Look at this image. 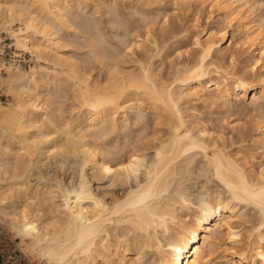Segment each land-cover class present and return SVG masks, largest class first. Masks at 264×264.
Returning <instances> with one entry per match:
<instances>
[{
    "label": "bare ground",
    "instance_id": "6f19581e",
    "mask_svg": "<svg viewBox=\"0 0 264 264\" xmlns=\"http://www.w3.org/2000/svg\"><path fill=\"white\" fill-rule=\"evenodd\" d=\"M259 1L256 2L259 3ZM211 2L225 13V18L236 20L234 28L240 33V37L226 36L227 32L222 27L206 29L203 39L197 34L192 35V44L198 48L196 58L188 62V65H185L172 81L166 83L168 80L165 81L163 77L154 75L150 68L152 63L150 66H143L140 62L142 65L140 64L141 68L137 69L139 72L137 70L134 72L132 68L133 71L125 70L124 66L121 67L122 63L119 67L118 62L116 63L118 65L106 66L104 75L100 76L97 75V71V76H95L85 70L83 63H77L76 58H73L75 47L64 35L75 33L71 29L74 28L73 21L71 22L72 10L80 8L82 0L0 1V26H8L11 22H17L19 26L14 34L15 43L18 47L29 51L34 57V63L28 69L10 68L0 80V87H5L11 95L14 92L15 96V100L11 103L4 104L0 101V217L8 219V226L22 242L26 238L29 240V243L25 245H31L37 249V254L42 259L40 264H128L127 260L136 259L145 247H151L155 251L154 257L152 256L153 258L146 264H210V255L213 249L218 247L217 241L220 236L229 244L224 249L226 264H264V206H262L264 205V168L254 169L252 164H247L248 161L242 162L243 160L236 157L237 155L232 156L230 150L228 153L222 145L216 142L221 132L219 126L212 124L209 127L207 124V127L205 123L208 121L203 123L204 125H201L199 120L198 124L192 123L189 117L188 120L185 118L186 116L182 114L184 110L182 112L180 107L187 99H201L205 102L209 100L210 104L219 99L228 109L232 99L240 97L244 99L250 93L253 102L256 103L260 99L261 101L258 102L264 103V33L257 25L258 21L255 16L249 19L246 11L239 13L241 6L248 4V0H211ZM237 2L238 5H235ZM112 4H114L113 0H98L93 4L95 7L93 15L102 17V15L110 14L112 9L109 11V7ZM252 5H248L249 10ZM104 7L108 10L103 11ZM90 10L92 11V8ZM115 13L117 17L120 16L119 12ZM115 13L112 14L115 15ZM75 14H77L76 11ZM147 16L143 17L147 18ZM88 19L87 17L86 20ZM258 20L263 19L261 17ZM87 23L84 27L88 26ZM96 24L97 22L94 25ZM131 25L133 24H130V28ZM133 28L134 32L138 29ZM91 31L88 32L91 33ZM148 31L145 33L149 36ZM140 38L135 40L137 45L141 43ZM226 39L232 48L228 56L230 60H237L242 55L244 57L245 64H242V73H246V69L252 72L259 70L253 80H248L246 74L238 75L235 71L222 74L221 67L214 64L213 61L217 58V54L224 51L223 42ZM256 39L259 40H257L258 43L260 42L257 45ZM93 44L96 45V43ZM93 44L91 47H95ZM97 48L95 50L92 48L96 52L95 56L99 54L100 56L97 57L102 58L103 55L108 54L107 49L98 48L99 51ZM225 54L224 56L228 55ZM90 58L92 59V56ZM101 58L96 59L100 69L106 65L105 61H112L107 57L105 58L108 60L103 57L101 61ZM216 60L218 61V58ZM138 62L139 60L137 61L139 66ZM212 66L217 69L216 77L206 78ZM56 88H61V92L59 90L61 94H69L66 92L69 91L70 98L84 108L85 116L82 114V117L75 116L80 117L78 122L82 124L81 135L72 134L68 128L71 124L67 122L63 123L64 126L61 129L63 124L59 126L54 121L55 125L52 121L51 116L53 117L56 110L52 105L56 102V98L62 97V95L57 96L58 91L56 90L58 89ZM222 105L221 108H223ZM51 106L53 112H51ZM142 107L152 113V130L153 133H158L149 142L153 150L149 163L145 164L146 160L142 150L136 147L125 153L120 144L119 149L116 146L117 149L113 151L111 148L101 149L104 154L101 155L102 152H99L101 157H98V146H94V141L91 143L90 139L96 138L97 135L108 137V134L116 133L120 122L128 123V120H132L135 121L134 124L139 123L144 116L140 110L143 109ZM44 123L48 125V128L52 127L56 134L58 130L64 134V144L61 143L59 146H57L58 143L55 144L53 140L55 138L51 136L54 130L51 129L53 132L50 129L42 130ZM254 126H257V122ZM144 127L146 128V123ZM260 127H258L259 135H257L259 138L255 143L262 152L264 130ZM44 128L48 129L47 126ZM230 128L236 129L234 126ZM73 131L77 132V129ZM83 131L85 134L82 133ZM212 133H215L216 139L212 137ZM247 133V129L238 127L235 136L231 135L229 140L233 143L243 141L245 137H248ZM83 135L92 137L86 139ZM110 138L111 136L107 139ZM101 143H103L102 140ZM101 143L104 149L106 143L105 145ZM122 143L124 144V141ZM126 146L125 149L128 147ZM74 147L77 148L74 149ZM72 153L81 155L80 169L88 163L91 168L99 169L106 177L113 179L120 177L123 181H126L131 174H136L140 167L144 166V181L129 188L121 198L111 199L110 202H105L103 198L92 193L90 185L88 186V182L84 181L82 170L79 171L78 182L70 188L62 187V185L61 188L57 182H55L56 185L49 182L47 186L45 185L46 187L43 186L44 189L26 183L27 174L33 162L39 160L38 157L49 158L51 154H64L66 157L65 154ZM262 162L264 163V159ZM192 170H198V173L200 171L204 173V176L208 175L217 182L219 181L225 189V193H222L225 195L222 196L219 191L210 193L202 189L195 199V207L190 209L192 201L182 182L191 179L189 177ZM18 194L21 200L16 204L12 198L18 197ZM239 204L251 205L259 213L258 224L254 225L252 232L245 240L240 236V229L238 230V225L236 226L237 222L233 221L239 216L244 221L245 216L236 211ZM183 209L191 210L187 213L188 217L185 215L184 220L178 216L179 211ZM119 228H121V234H119ZM158 232L165 234L164 243L156 237ZM243 241L246 242L243 243ZM127 257V263H125L124 260ZM131 262L137 264V262L133 263L132 259Z\"/></svg>",
    "mask_w": 264,
    "mask_h": 264
},
{
    "label": "rangeland",
    "instance_id": "374dc122",
    "mask_svg": "<svg viewBox=\"0 0 264 264\" xmlns=\"http://www.w3.org/2000/svg\"><path fill=\"white\" fill-rule=\"evenodd\" d=\"M0 1H2V0H0ZM113 1H114V4H112V6L110 5L111 7H109V11L112 9L111 10L112 12L110 13L111 16L107 12L109 15L108 14L104 15V16H106L104 18L103 15H102V17L99 15L96 16V14L93 15V11L95 9L93 4L95 2H98V0H95V1L94 0H89V1L88 0H84V1L82 0V3H81L82 5H80V8L77 7L78 9L75 8L74 10H72L73 16H71L72 17L71 22L73 21L72 23L74 25V28H71V29H73L75 31V33L73 35H69V34L64 35V37L67 40H69L71 42V44H73L75 47V50L73 51L75 56H73V58L74 57L76 58L77 63H79V64L83 63L82 64L83 68H85V70L90 71L91 74H93L95 76L104 75L103 73H105V71H106L105 67L106 66L110 67L109 65H111V64H113V65L119 64V67H120V65L122 63L121 67L124 66L123 68L125 70L129 71L132 68V69H134V72H136V70L138 68L139 69L141 68L142 64H143V66H146V65L150 66V64L152 63L150 68L153 71L154 75L156 74L155 76L158 75L157 77H161V78L163 77L164 80L166 79L165 81L168 80L166 83H169L170 81H172L174 79V77L176 76V74L179 73V71L181 72L182 68L185 65H188V62H190L191 60H193L197 56L198 48L192 44V40H193L192 35L197 34L201 39H203L205 37L206 29H209V28L216 29L218 27L219 28L222 27L227 32L226 36L234 35L233 36L234 38H237L238 36L240 37V33H238V31L236 32L235 28H234L236 26V20L230 19V18L229 19L225 18L226 17L225 13H223V11L219 7H217V5L215 7V4L213 5L211 0H183L182 2H181V0H150V1H148V0L147 1L146 0H140L139 1L138 0V2L136 0H113ZM133 1H135V2H133ZM142 1H144V2H142ZM185 1H186V3H185ZM253 1L248 0V4L245 3L246 5L241 6L242 8L240 7L241 10L239 9V13H242V11L243 12L246 11L247 14L249 15V17H248L249 19L255 16V18L258 21L257 25L260 26L259 28L264 33V17H263V15H264V0L263 1L262 0H260V1L259 0H253ZM256 1H259V3H257ZM83 2L85 3V5ZM254 3L255 4L257 3V4L255 5ZM118 4H120L121 6ZM86 5L89 8L85 7ZM91 5H93V6H91ZM140 5H143V6H140ZM235 5H238V2L235 3ZM248 5L249 6L252 5V8H251L252 11L249 10ZM253 6H254V8H253ZM143 7H144V9H143ZM259 7H261V8H259ZM91 8H92V11L90 10ZM118 8H120V9H118ZM107 10L108 9L105 8V10H103V11H107ZM75 11L77 14H75ZM79 11H80V13H79ZM90 12H92L91 15H90ZM113 12L114 13L119 12L118 14H120V16L118 15V17H117L116 13H115V15L112 14ZM133 12H135V13H133ZM138 12H139V14H138ZM147 13L148 14L150 13V14L148 15ZM154 14H156V15H154ZM89 16H91V17H89ZM94 16L96 18L98 17L99 19L94 18ZM143 16H147V18H145ZM82 17L84 19H82ZM87 17L89 18L88 20L90 21V23L88 20H86ZM110 17H111V19H110ZM261 17L263 20H258V19H261ZM73 18H75V19H73ZM149 18L151 20H149ZM154 18H155V20H154ZM102 19H103V21L101 22ZM107 19H108V21H107ZM114 19H115V21H114ZM94 20L95 21L97 20L96 26L94 25L96 23ZM110 20H112L115 23L111 22ZM141 20H143V21H141ZM84 22L85 23L88 22L87 24H88V26L90 24V26L84 27V25H85ZM123 22H125V23H123ZM112 23L115 26H113ZM130 24H133V25H131V28L133 30L130 28ZM116 25H118V26L116 27ZM147 25L149 27H147ZM139 26H141V27H139ZM133 27H137L139 30L135 29V32H134ZM144 27L147 28V30H149L148 33H149L150 38L148 35H146L145 31L147 32V30ZM84 28H86V29H84ZM113 28H114V30H113ZM91 30H93V31H91ZM98 30H99V32H98ZM88 31L89 32L91 31V33H89ZM93 33L96 34V35H93V36H97V37H95L96 39L100 38V39H97L98 41L91 35ZM172 33L174 35H172ZM98 34H99V37H98ZM85 38L87 39V41H85L86 43L84 42V40H86ZM92 38H93V40H92ZM138 38L141 39L140 45H137V43L135 42V40ZM94 40H95V42H94ZM257 40L258 39H256V42H255L256 45L258 43ZM99 41L101 43H103V42L104 43L101 44ZM92 42L96 43V45L93 44ZM154 42L156 45L154 44ZM92 44L95 45V47H91ZM80 46H81V48H80ZM96 46H98V48L100 50L107 49L106 51L108 53L107 54L108 56L103 55V57L106 60H108L107 58L112 60L111 62L105 61L104 64H106V65L103 67L105 70L103 68H102L103 69L102 70L98 67L99 63H97V61L100 60L101 57L100 58L97 57V56H100L99 54L97 56L94 55V53H96L94 51L97 48ZM101 46L104 47V49ZM105 46H107V47L109 46V47L105 48ZM223 46H224V49H223L224 51L222 52L223 54L222 53L217 54L218 61H219V59H220V61L218 62L216 60L217 58L215 59L216 61L215 60L213 61L214 64H217L221 67V73L223 74L224 72L228 73V71L229 72L235 71L236 74H238V75H240V74L245 75L246 74L245 76L247 77L248 80H250V79L253 80V78H255L257 76L256 73L257 74L259 73L258 72L259 70L256 69L254 72H252V71H248V69H246L247 70L246 73L245 72L242 73L241 72L242 66L245 64L243 62V59H244L243 55L241 54L242 57L239 56V58H237V60H230V58L228 56H229V53L232 51V48H231V46L228 45L227 39L224 40ZM109 48H110V50H108ZM90 49H92V50H90ZM117 50H119L121 53L118 52ZM122 53H124V54H122ZM224 54L225 55L228 54V55L224 56ZM80 55H82V56H80ZM221 55H223L222 58L224 57L223 58L224 60H222ZM86 56H88V57H86ZM91 56H92V59L90 58ZM110 56H112V57H110ZM105 57H107V58H105ZM119 57H121V58H119ZM146 57H147V59H146ZM87 58H88V60H87ZM102 58H101V61H102ZM143 58H144V60H143ZM32 59H34V57H32ZM96 59H98V60H96ZM104 59H103V62H104ZM123 59H124V61H122ZM136 59H137V61L139 60L138 63H139L140 67L137 64ZM238 59H240V60H238ZM131 60H133V61H131ZM231 62H232V64H230ZM33 63L34 62L32 60L29 67L31 65H33ZM116 63H118V64H116ZM97 67H98V69H97ZM116 67H118V66H116ZM214 68L215 67H213V66L211 67V69L209 68V71L211 73L209 72L206 75V78L211 77V76L216 77L215 73H216L217 69L215 68V70H214ZM20 69L25 70V69H28V67L27 68H20ZM132 69H131V71H133ZM138 70H137V72H139ZM96 71L98 73L97 75H96ZM100 71L102 74L100 73ZM56 89H58V88H56ZM59 90L61 92V88H59L56 91H58V93H59ZM54 91L55 90H53V92ZM7 92H9L8 98H6V99L0 98V101H2L4 104L11 103L15 100V96L13 95L14 92L12 93V95L10 94L11 93L10 91L7 90ZM66 92H68L70 94L69 91H66ZM58 93H57V96L62 95L63 98L62 97L56 98V96H55L56 102L52 106H53V109L56 108V110L54 109L55 112L53 113V117L51 116V119L53 118L52 121L53 122L55 121L56 124H58L59 126H61V124H63L64 122H67V123L71 124L70 127H68V128H70V131H72V134L73 133H74V135L77 134L75 136L81 135L82 124H80V121L78 122V120H80L79 119L80 117L86 115L85 110L83 111L84 108H82L79 103H76L77 101L75 102V100L70 98L71 94L69 95L67 93L66 94H64V93L58 94ZM57 99H59V100H57ZM237 99H232L231 105L228 106L229 107L228 109H227V106L224 107V105H222V100H219V99L216 100L215 102L213 101V103L211 102V104H210L209 100H208V102L206 101L207 102L206 103L203 100L201 101V99H198V100L189 99L191 101H189L187 99V101L185 100L181 104L183 107L182 106H180V107L182 109V112L184 110V112L182 114H184L186 116L185 118L187 120L189 117V120H192V123H194V122L197 123L199 120V122L202 123L201 125H204L203 123L208 121L207 123H205L207 127H208L207 124H209V127H210V125L212 126V124L219 126L221 132L219 131L220 134H218V135L220 138H223L222 140H224V141H222L221 139L219 140L218 139L219 137L217 138L215 135V133L217 134V132H215V133H212V137H214L215 139L217 138L216 140H218V141H216V142L219 143L220 145H222V147L225 148V150L228 153L230 150L231 151L230 153L232 154V156H233V154H234V157H235V155H237L236 157H239L241 161L243 160L242 162H244V160L248 161L247 164L248 165L252 164L254 169H259V168L262 169V168H264V165H263L264 163L262 162L264 159L263 158L264 157V152H263L264 149L261 152V149L257 148V144L255 143V141L259 138V136H257V135H259V130H258L259 128L258 127L261 126L260 128L264 130V127H263L264 126L263 125V122H264V120H263L264 119V110H263L264 106L263 105H264V103L261 102V104H260L259 103L261 101L260 99H258L259 102L258 101H256V103L253 102V100L251 99V93L248 94L246 97H244V99H243V97L242 98L240 97ZM217 102H219V103H217ZM218 104H219V106H218ZM259 104H260L261 108H260ZM221 105L223 106V108H221ZM52 106H51V110H52L51 112H53ZM57 108H59L58 111H57ZM142 108L143 109H140V110H141V114H143L144 116H142V119L139 123L137 122L136 124H134L135 121L133 122L132 120H128L127 121L128 123H122V122L119 123L120 126H119L118 130H116V133H118V134L114 133L118 137L115 136L112 132H111L112 135L111 134H108L109 136L106 135L108 137H105L102 135H100V136L97 135L98 136L97 137L95 135L96 138L93 136L94 137L93 139L91 138L92 136H86L87 133H86V135H83L86 137V139H88V137H90L91 138L90 142L92 143L94 141L93 145L94 146L96 145L98 147L101 143V140L103 141V143H101L103 145H105V143L108 141L106 143V146H104L105 147L104 149H103L102 145H100V148L97 147V149H98L97 156L98 157H101V155L104 154V152L101 151V149L105 150V149L111 148L113 151V150L117 149L118 146L121 145V147H123V151L125 150V153L127 151L130 152V150H132L131 148L135 149L136 147H137V149H140V151L142 150L141 152L144 153L145 160H146L145 164L149 163L150 158L153 154V150L150 148L149 142L153 138V136L155 134L157 135L158 133H153V130H152L153 129V126H152L153 115H152V113L147 112L144 109V107H142ZM81 114H82V116H81ZM214 114H215V116H214ZM189 115L191 116V118ZM222 115H225V116H222ZM75 116H80V117H75ZM75 118H77V120ZM209 119L212 120L213 122H211ZM257 119H258V121H257ZM259 119H261V120H259ZM68 120H71L70 121L71 123ZM216 120H218L219 123H218V121L216 122ZM223 120L225 123L223 122ZM142 121H144V122H142ZM202 121H204V122H202ZM55 122H54V124H55ZM256 122H257V126H254V125H256ZM259 122L262 124H260ZM142 123L144 124V126L146 123V128L143 126ZM147 123H148V125H147ZM192 123L190 125H192ZM196 123H195V125L198 124V123L197 124ZM44 125H45V123H44ZM195 125H193V126H195ZM237 125L239 128L244 127L245 129H247L248 137L247 138L245 137V140H243V141H238L239 143L237 141L233 143L229 140V137L231 135L235 136L236 130L238 128ZM243 125H246V126H243ZM46 126L48 128L47 124L44 127H46ZM63 126H64V124L62 125L61 129H63ZM231 126L236 127V129H234V128L231 129L230 128ZM44 127H41V128H43L42 130L47 131L49 129L50 130L53 129L50 126H49L50 128H48V129H46ZM142 127H144V128H142ZM156 127H159V126H156ZM254 128H256V129H254ZM74 129L75 130L77 129V132L73 131ZM60 132L61 131L58 130L57 134H56V132L54 130V132H53L54 134L51 133V136L55 138V139H53V140H55L54 141L55 144L58 143L57 146H59L61 143L64 144L63 138L65 140V137H63L64 134L62 132L61 133ZM79 132H80V134H78ZM113 132H115V131H113ZM58 133H59V135H58ZM82 133L85 134V131H83ZM253 133H255V134H253ZM56 135H58V136H56ZM113 135H114V137H113ZM110 136L112 139L111 138L107 139ZM99 137H101V138H99ZM116 137H117V139H116ZM56 138H57V140H56ZM97 138H99V139L97 140ZM105 138L107 141L103 140ZM114 140H116V141H114ZM109 141H110V143H109ZM123 141H124L125 145L122 143ZM112 142H113V144H112ZM141 144L143 145V147ZM107 145H109V146H107ZM126 145L128 147H130V149ZM125 146L128 148V150H126L127 148L126 149L124 148ZM226 146H228V147H226ZM76 148L77 147H74V149H76ZM94 149L97 151V149L95 147H94ZM118 149H119V147H118ZM99 152H102V154ZM128 153H127V155H128ZM77 154H79V153H77ZM77 154L76 153H74V154L72 153L70 155L65 154L66 157L64 156V154H58V155L57 154L56 155L51 154L49 156V158L38 157L39 160L38 161L36 160L37 162L36 161L33 162V166H32L33 168L31 167V170L27 174V177H26L27 182L26 183L27 184L29 183L30 186H39L41 189H44L48 185L49 182L53 185H56L55 182H57L60 184L59 187H61V185H62V187L64 186V187L70 188V187H73L74 185H76L75 183L78 182L77 180H79V171L82 170L83 172L82 171L81 172L84 173L83 177H85L84 181H86V183L88 182L87 185L88 186L90 185L89 187H91L90 190L92 191V193H94V195H96V196H99L100 198H103L105 200V202H110L111 199L121 198V196H123V194L129 188H133L136 186L137 183L144 181V178H145V175L143 173V172H145L144 166L140 167V170H138V172L136 174H134V175L131 174L126 181H123L120 177H119L120 179L119 178L117 179L115 177L113 179L112 177H109V176L106 177V175H104L103 172L99 171V169L97 170L96 168H91V165L88 163H87L88 165L85 164V166L82 167L83 169H80L81 167H79L80 166L79 161L81 160V158H80L81 155L79 154V156H78ZM99 154H101V155H99ZM241 154H242V156H241ZM242 157H243V159H242ZM24 158L26 159L27 157L25 156ZM251 159H253V160H251ZM194 169H196V168H194ZM192 171L193 172L191 173V176L189 177L191 179H189V181L187 180L185 182H182L183 186H185L187 188V191L189 193L188 195L191 198V199L190 198L189 199L192 201L191 205H190V209H193L195 207V199H196L197 195L200 193L199 191H202V189L207 190L210 193L211 192L218 193V191H219V194H221L222 196L225 195V194L224 195L222 194V193H225V189L223 188V185L219 181L217 182L216 179H214L213 177L211 178L210 176L208 177V175H207V177L204 176L203 175L204 173L201 172L202 173L201 174L200 171L198 173L197 172L198 170H192ZM199 175H200V177H199ZM52 181H53V183H52ZM43 186H45V187H43ZM181 186H182V184H181ZM185 187H184V189H185ZM54 190H55V193H57V191H56L57 189L55 187H54ZM19 195L20 194H18V197H19ZM18 197L12 198V200L14 199L13 201L16 204H18L21 200L20 199L21 197H19V198ZM190 209L180 210L179 214H178V216H180V219L184 220V218L186 217L185 215H187V213H190V211H191ZM236 211L238 212V214H240V215L242 214L245 216V217L243 216L244 218L242 217L244 219V221L242 219H240V216L234 218L235 220H233V221L237 222L236 226L238 225L237 226L238 228L237 227L236 228L238 230L240 229V233H241L240 236L243 237L242 238L243 240H245V239H247V236H249V234L252 232L254 225L258 224L259 213L257 212L256 209L253 208V206L243 205V204H239L238 208H236ZM47 214H49V213H47ZM187 217H188V215H187ZM3 218L4 217H0V224H2L4 226V228L9 233L11 238L14 239L16 245L29 256V258H30V260H32L33 264H40L42 259H41V257L38 256L37 249L34 246L25 245L26 243L27 244L29 243V240L26 238L25 240H23V242L24 241H26V242L23 243L21 241L20 237L17 236L8 226L9 225L8 219H6V218L3 219ZM119 230H118L119 234H121L122 233L121 228H119ZM164 236H165V234L163 235L161 232L160 233L158 232L156 234V237L159 238V240H161L162 243H164V240H163ZM220 237L217 241L218 247H215L216 249L214 248L213 252L210 255V264H226L224 262V260L226 259L224 249L226 247H228L229 244H228V242H226L227 241L226 239H224L222 236H220ZM244 242H246V241H243V243ZM242 245L244 246V244H242ZM152 248H154V247H152ZM154 255H155V251H153V249H151V247H148V248L145 247V249L143 248V250L140 251L139 254L137 255L136 259L138 261H135L136 260L135 258H134V260H133V258L128 259V257L125 258L124 261H125V263H127V261H128V264H132V262H131V259H132L133 263L137 262V264H146L151 260V258L154 257Z\"/></svg>",
    "mask_w": 264,
    "mask_h": 264
},
{
    "label": "built area",
    "instance_id": "2783aa9c",
    "mask_svg": "<svg viewBox=\"0 0 264 264\" xmlns=\"http://www.w3.org/2000/svg\"><path fill=\"white\" fill-rule=\"evenodd\" d=\"M19 24L14 22L8 26H0V80L10 68H27L32 62V54L15 43L14 34ZM5 87H0V98H8ZM0 264H33L29 256L23 252L11 238L4 226L0 224Z\"/></svg>",
    "mask_w": 264,
    "mask_h": 264
},
{
    "label": "snow or ice",
    "instance_id": "6c2138e0",
    "mask_svg": "<svg viewBox=\"0 0 264 264\" xmlns=\"http://www.w3.org/2000/svg\"><path fill=\"white\" fill-rule=\"evenodd\" d=\"M262 206H264V205H262Z\"/></svg>",
    "mask_w": 264,
    "mask_h": 264
}]
</instances>
